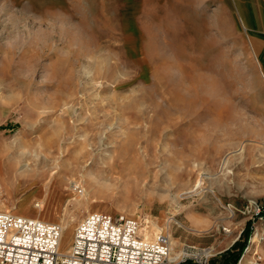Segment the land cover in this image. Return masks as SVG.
I'll return each mask as SVG.
<instances>
[{
    "label": "rangeland",
    "instance_id": "374dc122",
    "mask_svg": "<svg viewBox=\"0 0 264 264\" xmlns=\"http://www.w3.org/2000/svg\"><path fill=\"white\" fill-rule=\"evenodd\" d=\"M238 11L233 0H0V210L39 204L62 227L72 213L61 250L88 211L123 213L146 237L171 236L169 264L203 247L218 262L251 219L245 264H264V76ZM73 180L84 205L68 200Z\"/></svg>",
    "mask_w": 264,
    "mask_h": 264
},
{
    "label": "built area",
    "instance_id": "2783aa9c",
    "mask_svg": "<svg viewBox=\"0 0 264 264\" xmlns=\"http://www.w3.org/2000/svg\"><path fill=\"white\" fill-rule=\"evenodd\" d=\"M58 223L0 210V264H169L170 238L146 237L137 221L123 213H86L75 225L67 250L59 249ZM208 247L182 254L179 261L209 264ZM238 259L236 264L242 257ZM248 264H260L256 257Z\"/></svg>",
    "mask_w": 264,
    "mask_h": 264
},
{
    "label": "bare ground",
    "instance_id": "6f19581e",
    "mask_svg": "<svg viewBox=\"0 0 264 264\" xmlns=\"http://www.w3.org/2000/svg\"><path fill=\"white\" fill-rule=\"evenodd\" d=\"M1 155V154H0ZM228 156H227V154L225 155V156H223V158H222V160H221V163L222 164H224V165H226L227 163H228ZM103 163H104V161H102ZM165 163V162H164ZM14 164V163H13ZM15 165V164H14ZM53 165H56V163H53ZM53 165H52V167H53ZM133 166V168H135V166L134 165H136V162L134 163V164H132ZM166 165V164H165ZM34 166H36V165H34ZM129 166V165H128ZM163 166V165H162ZM5 167H7L8 168V166L5 164ZM3 168V167H2ZM33 167H30L29 166V164L28 163H24L23 164V171H29V170H31ZM100 169V168H99ZM137 169V168H136ZM161 169L162 170H164L165 168L164 167H161ZM3 170V169H2ZM135 170V169H134ZM166 170V169H165ZM167 171V170H166ZM6 172V171H5ZM35 174V173H34ZM88 175H89V177L90 178H88L87 179V186H89V185H91V184H93V180H97L96 179V176H95V174L92 172V171H88V173H87ZM70 187H71V189L72 190H77L78 192H79V195L78 196H69V198H68V196H67V198H68V200L70 201V204H74V205H76V206H80V205H84V203H86V202H88L89 200H90V196H88V193L86 192V191H84V188L83 187H81L80 186V184L78 183V182H76V181H71V183H70ZM172 199L173 200H175V197H172ZM45 205V204H44ZM36 206L38 207L37 209H36V211H34L35 213H21L22 215L23 214H25V215H27V216H31V217H35V218H40V219H43V217L41 216V214H42V211H44V209L42 208V207H40V205L39 204H36ZM30 210V209H29ZM88 210H91L90 208L88 209ZM94 210H97V209H92L91 211H94ZM2 211H6V210H2ZM91 211H88V213L89 212H91ZM113 212V211H112ZM16 213V212H15ZM72 213H63L62 214V218H63V220H67V222H65V224H64V226L62 227L59 223V225H60V227H61V230H62V234H61V240H60V244H59V249L61 250L62 249V247H61V243H63V241H64V239H65V237H66V235L64 236V231L66 230V227H67V225H68V222H69V220H71V219H68L69 217H72ZM138 232L139 233H143L144 234V236H148V233H149V231L151 230V228L150 229H148L147 228V226H142L141 227V225L140 224H138ZM155 227L157 230H161V225H160V221H158V222H151V227ZM167 227V226H166ZM143 230H145V232H143ZM151 233V232H150ZM142 234V235H143ZM168 234V233H167ZM257 235H258V232L256 231L255 232V234H254V236H253V239H252V241H251V244L247 247V249H246V252L243 254V256L241 257V259H240V261H239V264H245V263H247V261H249L250 260V258H249V251L251 250V248L253 249V247L255 246V238L257 237ZM168 236H169V238H170V253H171V250H173V248H174V245H175V241L171 238V236L168 234ZM236 236H237V234L232 238V241L236 238ZM231 241V242H232ZM66 248H67V246H66ZM209 249V251H211V248H208ZM63 251H65V249H63ZM170 253H169V255H170ZM176 254H178V252L176 253ZM183 254V253H182ZM251 256V255H250ZM169 260H171V258L168 256V261Z\"/></svg>",
    "mask_w": 264,
    "mask_h": 264
},
{
    "label": "crops",
    "instance_id": "0c3cea01",
    "mask_svg": "<svg viewBox=\"0 0 264 264\" xmlns=\"http://www.w3.org/2000/svg\"><path fill=\"white\" fill-rule=\"evenodd\" d=\"M233 2L237 17L239 16L238 5L246 17V28L249 30L247 40L254 55L259 58L262 67L261 73L264 76V0H237V3L233 0ZM240 231L237 237L227 247L220 250L219 253L238 239Z\"/></svg>",
    "mask_w": 264,
    "mask_h": 264
},
{
    "label": "trees",
    "instance_id": "16d2710c",
    "mask_svg": "<svg viewBox=\"0 0 264 264\" xmlns=\"http://www.w3.org/2000/svg\"><path fill=\"white\" fill-rule=\"evenodd\" d=\"M259 216H264V209L259 211ZM252 222L253 220L248 219L245 222V225L238 237L230 247L220 252V260L215 262L210 259L209 264H236L238 259L240 258L244 248L247 245L248 236L252 230ZM177 264H195L191 259H186L184 261H180Z\"/></svg>",
    "mask_w": 264,
    "mask_h": 264
}]
</instances>
